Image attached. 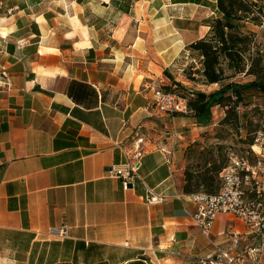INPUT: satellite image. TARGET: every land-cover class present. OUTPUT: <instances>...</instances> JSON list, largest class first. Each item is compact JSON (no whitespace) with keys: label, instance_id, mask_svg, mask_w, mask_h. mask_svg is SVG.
I'll use <instances>...</instances> for the list:
<instances>
[{"label":"crops","instance_id":"crops-1","mask_svg":"<svg viewBox=\"0 0 264 264\" xmlns=\"http://www.w3.org/2000/svg\"><path fill=\"white\" fill-rule=\"evenodd\" d=\"M215 11L216 0H0V264H210L236 237L257 242L231 215L201 234L182 185L207 127L152 103L169 76L189 86L177 72ZM139 144L140 178L124 190L118 172Z\"/></svg>","mask_w":264,"mask_h":264},{"label":"trees","instance_id":"trees-1","mask_svg":"<svg viewBox=\"0 0 264 264\" xmlns=\"http://www.w3.org/2000/svg\"><path fill=\"white\" fill-rule=\"evenodd\" d=\"M264 22V0H216L215 15L206 20L208 33L188 45L190 58L195 55L200 60V68L190 65L184 68L183 77L193 87L176 81L172 76L171 85L161 87L187 100L189 110L197 124L208 127L213 122L215 108L226 109L221 125H238L237 108L248 99L251 91L264 92V53L258 48L256 34L248 30L253 24L262 26ZM168 75V73H167ZM252 76L249 82L235 80L238 76ZM219 88L212 92L196 90L195 86ZM254 132L248 140L253 144ZM201 143L194 142L185 152L186 167L182 191L186 195L206 193L214 195L220 189L219 175L227 166L228 158L217 159L213 151L198 152ZM201 160L191 162L193 154ZM144 258L131 264H145ZM71 264V263H61Z\"/></svg>","mask_w":264,"mask_h":264},{"label":"built area","instance_id":"built-area-1","mask_svg":"<svg viewBox=\"0 0 264 264\" xmlns=\"http://www.w3.org/2000/svg\"><path fill=\"white\" fill-rule=\"evenodd\" d=\"M26 43L18 44L23 49ZM153 107L158 111L170 115H189L187 100L173 92H166L156 88L152 99ZM178 138V134H174ZM138 143H143L139 139ZM145 149L137 148L135 163L127 164L118 172L122 180L124 190H129L135 178H140L139 169L141 158ZM170 155V150L163 149ZM220 189L218 193L209 195L206 193L191 196L196 203V211L193 213L195 226L201 234L210 238L216 220L220 215H231L240 220L254 235L257 242L246 249L244 253L220 250L215 256L216 260L210 264H264V126L255 134L253 144L248 150L239 155L231 151L228 156V164L219 175ZM148 203L163 202V198L150 192ZM54 231V230H52ZM61 237L66 236V229L57 231ZM238 244L235 238L234 244ZM145 264H149L145 261Z\"/></svg>","mask_w":264,"mask_h":264},{"label":"rangeland","instance_id":"rangeland-1","mask_svg":"<svg viewBox=\"0 0 264 264\" xmlns=\"http://www.w3.org/2000/svg\"><path fill=\"white\" fill-rule=\"evenodd\" d=\"M247 28L256 34L257 46L264 53V22L262 26L249 24ZM190 65H194L197 67V69H199V58L195 55L193 58H190L186 67ZM177 74V76H180L183 74V72H177ZM253 79L254 77L252 76L247 77L240 75L235 80L245 83ZM188 85L193 87L190 84ZM194 88L196 90L209 93L218 89L219 87L217 85L210 87L198 85ZM216 110L217 111L213 110L212 124L208 126L205 131H202L200 135L201 138L197 141L201 143L202 147V149H198V152L203 151L206 154H209V152L213 151L215 153L216 159L220 152V160L228 158L231 151L236 152L239 155L244 154L248 150L249 145L247 142L250 136H252L254 132L259 131L264 126V92L251 91L249 93L246 102L237 108L239 121L236 127L232 126L231 124L221 125V120L225 117L226 109L216 108ZM198 160H201V157L196 152L192 155L191 162H197ZM250 246L251 245L249 244L245 245V243L243 246H240L239 243H236L233 251L244 253ZM214 260H216V257Z\"/></svg>","mask_w":264,"mask_h":264}]
</instances>
